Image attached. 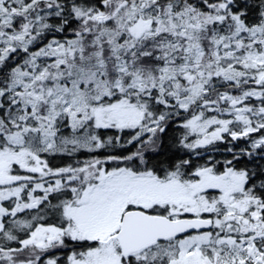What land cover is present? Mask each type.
Instances as JSON below:
<instances>
[{"label":"snow or ice","instance_id":"obj_1","mask_svg":"<svg viewBox=\"0 0 264 264\" xmlns=\"http://www.w3.org/2000/svg\"><path fill=\"white\" fill-rule=\"evenodd\" d=\"M0 264H264V0H0Z\"/></svg>","mask_w":264,"mask_h":264}]
</instances>
